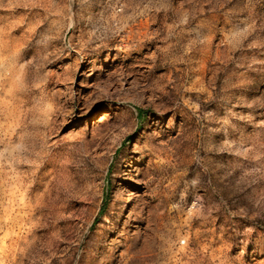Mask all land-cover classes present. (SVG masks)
I'll return each mask as SVG.
<instances>
[{
    "label": "rangeland",
    "instance_id": "1",
    "mask_svg": "<svg viewBox=\"0 0 264 264\" xmlns=\"http://www.w3.org/2000/svg\"><path fill=\"white\" fill-rule=\"evenodd\" d=\"M0 264H264V0H0Z\"/></svg>",
    "mask_w": 264,
    "mask_h": 264
}]
</instances>
